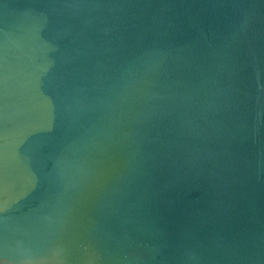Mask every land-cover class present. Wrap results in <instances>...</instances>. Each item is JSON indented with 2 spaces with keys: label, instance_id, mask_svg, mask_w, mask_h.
I'll return each mask as SVG.
<instances>
[{
  "label": "water",
  "instance_id": "95a60500",
  "mask_svg": "<svg viewBox=\"0 0 264 264\" xmlns=\"http://www.w3.org/2000/svg\"><path fill=\"white\" fill-rule=\"evenodd\" d=\"M0 264H264V0H0Z\"/></svg>",
  "mask_w": 264,
  "mask_h": 264
}]
</instances>
